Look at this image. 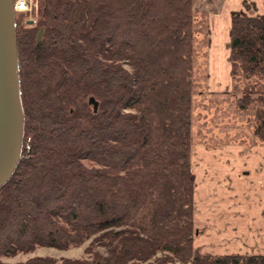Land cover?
Listing matches in <instances>:
<instances>
[{
  "label": "trees",
  "instance_id": "trees-1",
  "mask_svg": "<svg viewBox=\"0 0 264 264\" xmlns=\"http://www.w3.org/2000/svg\"><path fill=\"white\" fill-rule=\"evenodd\" d=\"M15 25L24 134L0 188V264H264L193 244L192 0H32ZM230 61L264 144V14L231 16ZM89 238L105 254L2 261Z\"/></svg>",
  "mask_w": 264,
  "mask_h": 264
},
{
  "label": "crops",
  "instance_id": "crops-1",
  "mask_svg": "<svg viewBox=\"0 0 264 264\" xmlns=\"http://www.w3.org/2000/svg\"><path fill=\"white\" fill-rule=\"evenodd\" d=\"M192 8L194 11L206 12L209 19L214 20L213 32L210 34L213 57L209 65V89L213 93L229 95L232 89L231 16L237 12L248 16L262 15L264 0H192ZM221 45H226V54L225 51L223 55L217 52ZM259 147H250L247 153L240 145L224 148L222 154L232 151L235 161L229 166L219 165L217 197L212 196L214 193L209 188L210 184L206 183L205 188L201 186L203 178H198L193 170L194 216L207 225L206 230L193 240L194 246L199 247L201 252L211 255L264 254V182L258 181V177L264 174V149L260 150ZM253 159L261 165L245 167L242 164L250 163L249 160ZM211 216H217V219L213 220Z\"/></svg>",
  "mask_w": 264,
  "mask_h": 264
},
{
  "label": "rangeland",
  "instance_id": "rangeland-1",
  "mask_svg": "<svg viewBox=\"0 0 264 264\" xmlns=\"http://www.w3.org/2000/svg\"><path fill=\"white\" fill-rule=\"evenodd\" d=\"M29 1L31 2L32 0ZM193 12L195 33L191 132L192 146L190 162L192 170L196 172L197 177H202L204 179V181L202 179L201 186L205 188V185H207L206 183L210 184L209 188L214 193L212 196L217 197L218 167L219 165H232L233 161H235L232 157L234 155L232 151H226L225 155L222 154L224 148L228 145H240L243 147L244 153H247L248 150H251L250 147L253 146H260V150H263L264 144L259 142L253 135V108L240 111L236 105V94L232 91L229 95H221L220 93H213V91L209 89L208 84L211 72L209 65L210 58L213 57L211 54L210 34L213 32L214 20L209 19L206 12L198 10H193ZM28 18L27 23H32L33 17L29 16ZM217 50V52L222 55L224 51L225 54L227 53L226 45L225 47L221 45ZM215 53L216 51L214 55ZM221 70H223V68H221ZM249 161L250 163L246 162L242 164L245 165V167L261 165L258 162L256 163L254 159ZM263 175L264 174H261L258 177V181L264 182ZM202 190L201 188V191ZM211 218L216 220L217 216H211ZM195 221L197 233L194 237H198L206 230L207 225L201 223L197 218H195ZM92 239L93 238H89L83 244L67 249L36 247L31 252L18 253L11 258L2 257V261L26 262L29 258L41 257L55 259L60 262L62 259L92 258L96 251L105 254V250L102 246L91 244ZM89 247L90 250L88 251L87 249ZM151 261L153 262V259L148 262ZM148 262L140 264H148Z\"/></svg>",
  "mask_w": 264,
  "mask_h": 264
},
{
  "label": "water",
  "instance_id": "water-1",
  "mask_svg": "<svg viewBox=\"0 0 264 264\" xmlns=\"http://www.w3.org/2000/svg\"><path fill=\"white\" fill-rule=\"evenodd\" d=\"M13 3L14 0H0V188L16 170L24 134ZM40 35L41 30L38 38ZM88 103L97 110L98 102L93 96Z\"/></svg>",
  "mask_w": 264,
  "mask_h": 264
},
{
  "label": "built area",
  "instance_id": "built-area-1",
  "mask_svg": "<svg viewBox=\"0 0 264 264\" xmlns=\"http://www.w3.org/2000/svg\"><path fill=\"white\" fill-rule=\"evenodd\" d=\"M29 0H14L13 8L15 12H26L31 8V2Z\"/></svg>",
  "mask_w": 264,
  "mask_h": 264
}]
</instances>
